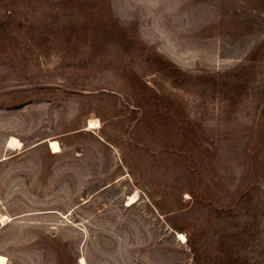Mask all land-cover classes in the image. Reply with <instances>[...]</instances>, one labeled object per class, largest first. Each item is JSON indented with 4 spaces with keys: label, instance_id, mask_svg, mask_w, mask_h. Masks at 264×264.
Here are the masks:
<instances>
[{
    "label": "rangeland",
    "instance_id": "1",
    "mask_svg": "<svg viewBox=\"0 0 264 264\" xmlns=\"http://www.w3.org/2000/svg\"><path fill=\"white\" fill-rule=\"evenodd\" d=\"M1 216L6 264H264V0H0Z\"/></svg>",
    "mask_w": 264,
    "mask_h": 264
},
{
    "label": "bare ground",
    "instance_id": "2",
    "mask_svg": "<svg viewBox=\"0 0 264 264\" xmlns=\"http://www.w3.org/2000/svg\"><path fill=\"white\" fill-rule=\"evenodd\" d=\"M99 127V122L97 120H90L89 123L87 124V126L84 128L85 130H93V129H97ZM48 144L51 148V151L53 153H58L60 151V146H59V143L56 141V140H49L48 141ZM21 146V143L20 141H18L16 138L14 137H11L7 140L6 142V147L8 149H19V147ZM131 199H133V197H131ZM7 219L6 216H1L0 218V222L1 223H4L5 220ZM181 238H184V235L183 234H179ZM80 262L82 264L85 263V260L83 258H80ZM0 264H6V257L2 254H0Z\"/></svg>",
    "mask_w": 264,
    "mask_h": 264
}]
</instances>
